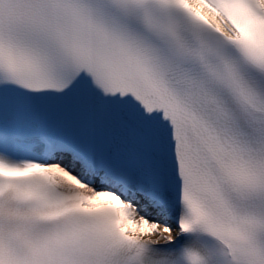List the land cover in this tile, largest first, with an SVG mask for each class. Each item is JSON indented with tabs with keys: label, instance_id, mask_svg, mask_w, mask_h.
<instances>
[{
	"label": "snow or ice",
	"instance_id": "6c2138e0",
	"mask_svg": "<svg viewBox=\"0 0 264 264\" xmlns=\"http://www.w3.org/2000/svg\"><path fill=\"white\" fill-rule=\"evenodd\" d=\"M0 264H264V0H0Z\"/></svg>",
	"mask_w": 264,
	"mask_h": 264
}]
</instances>
